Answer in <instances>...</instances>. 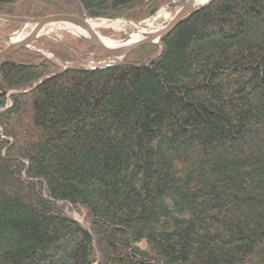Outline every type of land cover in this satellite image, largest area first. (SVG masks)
Wrapping results in <instances>:
<instances>
[{
	"label": "trees",
	"instance_id": "trees-1",
	"mask_svg": "<svg viewBox=\"0 0 264 264\" xmlns=\"http://www.w3.org/2000/svg\"><path fill=\"white\" fill-rule=\"evenodd\" d=\"M66 1L141 21L172 0ZM74 41L36 46L94 51ZM60 60L0 63V264H264V0H212L113 66Z\"/></svg>",
	"mask_w": 264,
	"mask_h": 264
},
{
	"label": "water",
	"instance_id": "water-1",
	"mask_svg": "<svg viewBox=\"0 0 264 264\" xmlns=\"http://www.w3.org/2000/svg\"><path fill=\"white\" fill-rule=\"evenodd\" d=\"M212 0H175L172 3L166 4L165 7L161 8V11H165L169 7H175L176 11L173 16L161 23V27L158 29L155 35L150 37H146L145 35H141L140 37L133 35L132 33L116 27L110 21L112 20H127L131 21L136 25L141 24L140 21H135L127 18H108V17H97L89 15L84 8L80 12H57L52 14H47L44 16L38 17H17V16H9L0 14V20L5 22H13L18 23L21 27L10 33L3 36H0V42H8L5 49L0 51V63L4 61H8L14 59L21 55L24 51L32 47V44L36 42V38L40 35L41 31L49 25L59 24L60 26H66V23L76 24V23H96L102 26V29L107 32H112V35L119 36L121 38L122 43H128L129 48H127L122 53L116 52L114 50L110 51L106 47H103L100 42H98L97 38L92 36L88 37L82 34H77L72 32L76 36L87 41L91 46H93L96 50L101 51L104 54V57L100 59H84L81 61H73V62H65L63 66V71L73 67V66H81L84 68H88L87 64L94 61H105L108 58H115L118 60L117 62H113L111 64H104L102 66H113L119 64L127 57L137 53L148 46H157L161 47L162 43L165 41L167 36L172 32V30L187 16L200 9L207 3ZM160 12L158 14H160ZM156 17V16H155ZM156 23V22H155ZM69 25V24H68ZM146 29H150V24H145ZM29 29V33L26 38L22 42H17L14 39L21 35ZM41 81V80H40ZM39 81V83H40ZM146 245V242L143 241V246Z\"/></svg>",
	"mask_w": 264,
	"mask_h": 264
},
{
	"label": "rangeland",
	"instance_id": "rangeland-1",
	"mask_svg": "<svg viewBox=\"0 0 264 264\" xmlns=\"http://www.w3.org/2000/svg\"><path fill=\"white\" fill-rule=\"evenodd\" d=\"M48 1H51V0H27L24 3L21 2L22 4L20 6H21V9L22 8H24V10L27 9L31 13L35 12L34 14L42 13V14H45V15L52 14V13H57V12H80L81 11V10H68V11L66 10V11L51 12V11H54V9L56 7H59V6L62 7V6H65L66 5L67 8H70L71 9L72 7H70V5L71 6H74V7L76 5H75V3H74V5H72L71 3H67L66 0L61 1V2H57V3L53 2V1L50 2V3H48V4H45L44 3V2H48ZM174 1L175 0H172L169 3H172ZM169 3H167V4H169ZM22 5H23V7H22ZM165 5L166 4H164L162 7H160L154 14L145 17L140 22H146V21H149V20L153 19L155 16L158 15V13L160 12L161 8L165 7ZM47 11H50V13H46ZM175 11H176V8L175 7H169V8H167L165 10V14L167 15V19L166 20L170 19L173 16V14L175 13ZM34 14H32L33 16L19 15L17 17H38V15L35 16ZM40 16H44V15H40ZM113 19H116V18H113ZM166 20H163L161 23L165 22ZM9 24H14L15 27L12 30H9L8 29ZM50 26L51 25H49L47 27H50ZM55 26L58 27V28L54 27L52 29H46L47 28L46 27L45 30L43 32H41L40 35L36 38V40H35L36 42H34L32 44V47L31 48H34V49H37V50L41 51L49 59L50 58L52 60L55 59L59 63V60L60 59H58L57 57H55L54 55H52L51 53H49L48 49H46L44 47H42V48L40 47L39 48V47L36 46L41 39L48 38V39H50V40H52L54 42L55 41L56 42H65V40H67L73 46H78V45L75 44V41H74L75 38H78V39L83 40V41H85V40L82 39V38H80V37H78V36H76L71 31H68L66 29H63L61 27L59 28V26H57V25H55ZM20 27H21V25L18 24V23L5 22V21L0 20V36L6 35V34H10V33L14 32V31L18 30ZM28 31H30V30H28ZM102 34L105 37L111 38L112 40H117V41H120L121 40V38L119 36L112 35V32H107V31L103 30L102 31ZM85 42H87V41H85ZM7 43L6 42H0V51L3 50V49H5V47L7 46ZM85 54H86L85 55L86 57L84 59H100V58L104 57V54L101 51L96 50L95 48H94V51H91V52H88V53H85ZM84 59H82V60H84ZM74 61H81V60H74ZM117 61L118 60H116L115 58H108V60H105V61L104 60L103 61H94V62L88 63L87 64V67H98V66H102L104 64H111V63L117 62ZM60 62H61L60 63V66L63 67L65 61H61L60 60ZM69 62H73V61H67V63H69ZM61 203L62 204H60V205L66 206L65 207V211L67 213H69L76 221H78L80 223H84V213H80L78 210L74 209L69 204H66L64 202H61Z\"/></svg>",
	"mask_w": 264,
	"mask_h": 264
},
{
	"label": "bare ground",
	"instance_id": "bare-ground-1",
	"mask_svg": "<svg viewBox=\"0 0 264 264\" xmlns=\"http://www.w3.org/2000/svg\"><path fill=\"white\" fill-rule=\"evenodd\" d=\"M167 19V15L165 14V11H161L160 14H158L156 17L153 19L142 22L139 25L134 24L131 21L127 20H112L110 21L112 24H114L116 27H119L121 29H124L130 33H132L135 36L140 37L141 35H145L146 37H150L152 35H155L158 31V29L161 27V22L163 20ZM156 22V23H155ZM69 24V25H68ZM66 23V26H60L59 24H52L50 27H47L46 29H52L56 27L55 25L59 26V28H63L66 30H73L72 32H75L77 34H82L88 37H96L98 42L102 44L103 47H106L108 50L116 51L119 53H122L125 51L127 48H129L128 43H122L121 41L117 40H112L111 38L105 37L102 34V26L96 23H76V24H70ZM145 24H150V29H146ZM58 28V27H56ZM68 28V29H67ZM29 29H27L25 32H23L21 35L17 36L14 41L16 40L17 42H22L26 36L28 35ZM45 28L41 31L43 32ZM65 63V62H64ZM63 69V67H62Z\"/></svg>",
	"mask_w": 264,
	"mask_h": 264
}]
</instances>
